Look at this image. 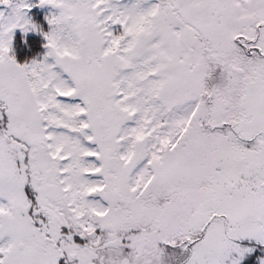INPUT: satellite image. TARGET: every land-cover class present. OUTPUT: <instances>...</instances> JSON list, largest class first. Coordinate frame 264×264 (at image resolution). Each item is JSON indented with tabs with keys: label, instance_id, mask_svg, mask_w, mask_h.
Wrapping results in <instances>:
<instances>
[{
	"label": "snow or ice",
	"instance_id": "1",
	"mask_svg": "<svg viewBox=\"0 0 264 264\" xmlns=\"http://www.w3.org/2000/svg\"><path fill=\"white\" fill-rule=\"evenodd\" d=\"M0 6V264H242L237 241L264 245V0ZM45 6L46 31L28 16ZM16 29L41 59L19 62Z\"/></svg>",
	"mask_w": 264,
	"mask_h": 264
},
{
	"label": "rangeland",
	"instance_id": "2",
	"mask_svg": "<svg viewBox=\"0 0 264 264\" xmlns=\"http://www.w3.org/2000/svg\"><path fill=\"white\" fill-rule=\"evenodd\" d=\"M34 5L38 4V0H31ZM0 10H3V6H0ZM7 11L10 12V9ZM57 13L58 10L51 6L34 7L32 11L28 13V16L34 23L42 26L46 31L48 30L47 22L44 17L46 15ZM27 41V43H25ZM46 41L43 35L38 32H29L25 34L22 29H16L13 33V52L17 56L19 62L30 61L33 58L41 59L46 53V49L43 47ZM241 246L251 247L255 251L248 254L242 261V264H259L257 257H264V245L258 244L255 240H243L237 241Z\"/></svg>",
	"mask_w": 264,
	"mask_h": 264
}]
</instances>
